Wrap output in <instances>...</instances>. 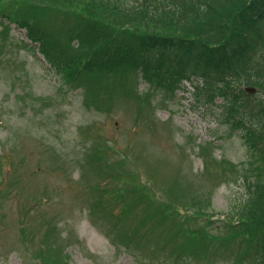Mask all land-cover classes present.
<instances>
[{
  "label": "rangeland",
  "instance_id": "374dc122",
  "mask_svg": "<svg viewBox=\"0 0 264 264\" xmlns=\"http://www.w3.org/2000/svg\"><path fill=\"white\" fill-rule=\"evenodd\" d=\"M73 9L0 0V264H264V227L225 223L254 171L223 97L196 87L201 69L69 80L18 19L71 55L93 19Z\"/></svg>",
  "mask_w": 264,
  "mask_h": 264
},
{
  "label": "trees",
  "instance_id": "16d2710c",
  "mask_svg": "<svg viewBox=\"0 0 264 264\" xmlns=\"http://www.w3.org/2000/svg\"><path fill=\"white\" fill-rule=\"evenodd\" d=\"M62 1L79 15L93 17L88 29L78 34L71 55L54 49L51 33L28 19L18 20L71 81L97 70L134 68L147 82L170 85L178 77L190 79V70H202L207 79L198 77L196 87L209 86V93L223 97V120L239 131L254 171L247 195L231 205L225 223L238 230L264 227V105L252 106L258 99L264 101V66L252 57L264 37L259 27L264 22V0H137L132 5L115 0ZM194 56L193 65L184 59ZM247 87L255 92H247Z\"/></svg>",
  "mask_w": 264,
  "mask_h": 264
},
{
  "label": "water",
  "instance_id": "95a60500",
  "mask_svg": "<svg viewBox=\"0 0 264 264\" xmlns=\"http://www.w3.org/2000/svg\"><path fill=\"white\" fill-rule=\"evenodd\" d=\"M251 90H253V88H251Z\"/></svg>",
  "mask_w": 264,
  "mask_h": 264
}]
</instances>
